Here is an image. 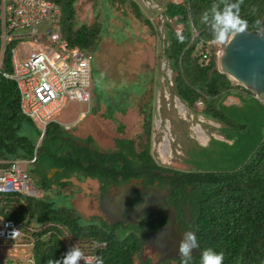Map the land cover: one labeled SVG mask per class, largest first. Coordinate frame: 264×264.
Returning <instances> with one entry per match:
<instances>
[{"label":"trees","instance_id":"1","mask_svg":"<svg viewBox=\"0 0 264 264\" xmlns=\"http://www.w3.org/2000/svg\"><path fill=\"white\" fill-rule=\"evenodd\" d=\"M46 1L60 7L58 26L61 38L68 42L69 47L93 56L102 30L98 24L78 25L76 4L79 0ZM108 2L111 5L119 3L120 6L129 3L136 15L141 16L133 0ZM1 4L2 0L0 7ZM235 4L239 6L240 17L248 22L246 31L257 32L264 17V0H183L181 3L168 2L164 6L163 15L169 21L175 19L177 25L181 26L180 31H176L171 24L165 25L163 56L175 73L174 92L189 109H195L200 101L203 108L199 114L223 125L221 133L225 141L213 139L205 147L189 149L186 160L189 169L177 171L162 168L154 161L150 154L151 112L145 114L143 136L146 142L139 151L132 140L126 139H117V149L111 154H101L75 145L65 148L62 138L66 134L55 122L46 126L40 145L36 148L42 132L33 120L22 114L15 82L2 75L12 73L11 51L17 46L15 41L5 47L0 73V163L29 160L36 149L37 160L29 167L28 174L37 189L47 192L52 190L53 184L68 189V179L71 177L102 180L109 172L122 171L128 178L137 168L143 167L144 170L139 173L145 170L173 172L176 174L173 182H178V192L171 193V198L174 201L182 198L191 206L192 222L189 226L199 246V253L191 254L188 264H202L201 253L207 249L214 254L223 253V264H264V132L260 131L259 139L253 140L247 125L232 124L227 113L230 107L224 105V99L229 95L239 96L243 99L242 103L253 104L263 116L264 105L249 91L219 72L215 50L210 49L207 65L200 61L201 52L207 47L205 43L213 40L215 11H223L226 6ZM257 21L260 23L257 24ZM145 23L152 28L150 21L145 19ZM1 48L0 39V55ZM211 84L214 85V94L210 90ZM234 90L242 95H236ZM89 92L93 93L96 111L104 100L99 88L95 92L89 89ZM115 100L105 101V117L108 119H114L116 112L125 111L126 100L121 106L116 105ZM119 130H122L121 126ZM129 168H133L132 171ZM53 169L56 175L49 179L47 175ZM62 179L67 181L61 182ZM189 188L191 192L185 193ZM2 201L6 200L3 198L0 203ZM176 203L180 213L181 206ZM0 214L15 221L29 216L38 225L53 223L64 227L77 239L93 238L105 243V248L98 252L96 264L100 259L103 264H137L140 243L145 235L166 224L165 215H150L135 228L134 233L120 237L109 227L84 224L74 209L58 207L46 193L43 197L28 198L22 215L9 214L3 208H0ZM32 253L34 264H47L50 259L62 262L68 254L54 236L38 238ZM175 264H181V259Z\"/></svg>","mask_w":264,"mask_h":264},{"label":"rangeland","instance_id":"2","mask_svg":"<svg viewBox=\"0 0 264 264\" xmlns=\"http://www.w3.org/2000/svg\"><path fill=\"white\" fill-rule=\"evenodd\" d=\"M133 1L141 12L139 17L129 3L120 6L119 3L111 5L108 0H79L76 4L78 25L98 24L102 30L90 63V91L95 92L99 88L104 101L93 112L96 106L93 93L90 92L92 98L88 105L68 103L61 110L62 113L54 117V121L58 125H76L69 130L73 135L81 139L92 136L101 149H111L115 138L121 137L132 140L139 151L146 142L143 136L145 114L151 112V156L160 166L186 171L189 166L184 160L188 158L189 149L196 143L207 145L204 141L208 137L218 138L217 129L220 124L199 114L203 105L196 104L195 109H189L178 100L174 92L175 73L170 70L163 56L166 23L171 24L176 31L181 29L175 19L169 21L163 15L164 6L168 2L181 3L183 0ZM145 19L150 21L152 28L145 23ZM39 37L41 40L45 39L42 35ZM16 49L20 50L21 46L17 45ZM19 56L26 58L22 52ZM122 94L124 98L121 97ZM112 98H116V105L120 106L126 100V112H117L114 119H107L104 116L107 112L105 101ZM81 112H85V115L78 119ZM227 113L232 124L247 125L251 131V139L258 140L260 131L264 132V116L253 104L242 103L239 107H230ZM33 122L38 129L43 128L38 121ZM75 183L68 189H91L86 187L88 182H83L85 184L80 187ZM44 194L40 191L37 197H43ZM46 194L51 198L52 193ZM64 194L65 197L53 198L55 204L62 205L63 202L64 206L73 207L68 202L73 198L70 195L74 193ZM90 195L76 193L72 200L84 219L91 213H98L96 201L95 209H88ZM60 231L67 233L66 228H60ZM11 245L12 242L9 241L0 242V264H29L26 261L29 252L14 249ZM136 262L140 264L138 259Z\"/></svg>","mask_w":264,"mask_h":264},{"label":"built area","instance_id":"3","mask_svg":"<svg viewBox=\"0 0 264 264\" xmlns=\"http://www.w3.org/2000/svg\"><path fill=\"white\" fill-rule=\"evenodd\" d=\"M60 15V7L46 0H2L0 7V73L5 47L15 41L25 49L22 53L24 56L26 53V58L19 56L20 50L12 49V73L2 75L15 82L22 114L43 126L38 142L42 139L46 126L54 122V117L68 103L88 105L91 101L90 63L93 57L69 47L68 42L61 38L58 26ZM44 27L46 28L42 30ZM39 35L45 39L41 40ZM212 41L206 42L207 47L201 52L202 64L209 63L210 49L216 53L226 45H214ZM200 44L203 45L202 42ZM197 104L202 105L200 101ZM84 115L85 112H81L79 119ZM37 146L38 143L36 148ZM36 160L35 149L29 160L0 163V201L4 197L14 198V201L6 203L7 213L18 215L27 204L26 198L37 197V190L26 169ZM60 228L62 227L53 223L34 225L29 224L27 219L15 221L0 215V242H12L14 249L30 248L31 255L27 261L34 264L32 250L37 239L41 236H54L68 253L74 246L79 247L85 258H96L91 264L97 263L98 252L103 249L104 243L77 239L68 233H62ZM14 229L19 230V234L13 239L11 233ZM77 264H86V261L82 258Z\"/></svg>","mask_w":264,"mask_h":264},{"label":"flooded vegetation","instance_id":"4","mask_svg":"<svg viewBox=\"0 0 264 264\" xmlns=\"http://www.w3.org/2000/svg\"><path fill=\"white\" fill-rule=\"evenodd\" d=\"M66 136L62 138V143L65 148H72L75 145L77 148H88L89 145L101 149L97 146L95 139L92 136H88L86 139H81L73 135L70 131L65 132ZM117 139H126V138H115L113 141V147L111 149L104 150L107 153H114V150L117 149L116 140ZM130 140V139H126ZM77 141L83 142L86 144V147L80 146ZM89 141V143H87ZM97 146V147H96ZM60 147V146H59ZM167 169H172L170 167H164ZM132 171L133 168H129ZM144 167L142 169L137 168L132 174L126 178L123 175L122 171L109 172L106 177L102 180L98 179H89L79 180L77 177H71L68 179L69 188H72L73 183L76 182L78 187L87 183V188L91 189H65L60 187V184H53L51 191H43L42 189H37L38 192L42 193H52V199L59 196L65 197L64 193H74L71 194L68 202L69 207L74 209L80 216L83 223L88 225H97L98 227L110 228L114 231L116 235L122 237L130 233L135 232V228L139 227L141 222H143L150 215L163 214L166 216V224L169 218V209L174 210L175 221L173 227L170 229V232L167 233L165 242H155V244H148L147 237L156 233L160 228L159 227L155 232L146 234L144 240L140 243V252L138 255V260L140 264H169L176 263L181 259L179 254V245L182 241L185 240V233L188 231L193 232L190 229L191 219V206L188 202L183 201L180 198L178 201H174L171 198V193H177V183L173 182V179L176 177V174L173 172L162 171V170H145L143 173ZM178 171V170H177ZM131 173V172H130ZM151 174L153 176H151ZM56 175V171L51 170L48 174V178L52 179V176ZM179 176V175H178ZM67 181L62 179L61 182ZM85 182V183H83ZM191 188L187 189L185 193H190ZM76 193H90L88 201V209L92 211L94 208V201L97 204L98 213H91L87 218L84 219V216L74 207L72 200L76 196ZM146 202L149 209L146 214L143 211H139L138 208L141 203ZM176 202L180 204L181 211L178 212ZM56 203V202H55ZM62 205H57L58 207H68ZM64 227H62L63 229ZM70 234L69 231H67ZM194 233V232H193ZM71 235V234H70ZM122 235V236H121ZM137 235L140 236L139 232ZM195 235V233H194ZM87 239V238H85ZM93 240V238H89ZM105 248V243L104 247ZM191 254H193L191 252Z\"/></svg>","mask_w":264,"mask_h":264},{"label":"water","instance_id":"5","mask_svg":"<svg viewBox=\"0 0 264 264\" xmlns=\"http://www.w3.org/2000/svg\"><path fill=\"white\" fill-rule=\"evenodd\" d=\"M260 29H264V17ZM215 54L218 60L219 72L236 85L249 91L255 99L264 105V36L258 35L257 32L245 31L237 34L234 39L229 37V42L226 43L223 50ZM210 90L214 94L213 84L210 85ZM77 143L82 147H86L83 142L77 141ZM88 148L101 154L107 153L91 145ZM138 210L146 214L150 209L147 203L144 202L140 204ZM174 221V210L170 208L166 226L148 236L147 243L165 242L166 235L173 227ZM191 252L193 254L199 253L197 248H193Z\"/></svg>","mask_w":264,"mask_h":264},{"label":"clouds","instance_id":"6","mask_svg":"<svg viewBox=\"0 0 264 264\" xmlns=\"http://www.w3.org/2000/svg\"><path fill=\"white\" fill-rule=\"evenodd\" d=\"M238 8V4H235L226 6L223 11H215L212 41L214 45L226 44L229 42V37L234 39L237 34L247 30L248 22L240 17ZM233 9H236V11H233ZM256 23L259 24L260 22L257 21ZM257 33L260 36H264V29H258ZM18 234L19 230L14 229L11 237L14 239ZM198 247L196 236L193 232H186L185 240L179 245L181 264H188V260L191 258V250ZM82 258L85 259L86 264H91V261L96 259L95 257L85 258L80 248L74 246L71 252L64 256L62 262L50 259L47 264H77ZM201 261L202 264H223V253L214 254L211 249L204 250L201 253ZM98 264H103V260L100 259Z\"/></svg>","mask_w":264,"mask_h":264},{"label":"crops","instance_id":"7","mask_svg":"<svg viewBox=\"0 0 264 264\" xmlns=\"http://www.w3.org/2000/svg\"><path fill=\"white\" fill-rule=\"evenodd\" d=\"M20 51L22 52H24L25 51V49L21 46V49H20ZM25 56H26V53H25ZM89 89H90V87H89ZM234 93L237 95V94H240V92L239 91H237V90H234ZM121 94V93H120ZM240 95H242V94H240ZM121 97H123L124 98V95H121ZM178 98V97H177ZM179 100V99H178ZM242 100L243 99H240L239 98V96L238 97H236V96H233V95H229V96H227V97H225V99H224V105H226V106H228V107H239L241 104H242ZM180 101V100H179ZM228 101V103H225V102H227ZM181 102V101H180ZM106 104V103H105ZM184 104V103H183ZM186 106V105H185ZM93 112H95V111H93ZM126 111H124L123 113H125ZM60 113H62L61 111H60ZM60 113H58V115L60 114ZM117 113V112H116ZM120 113V112H119ZM58 115H56V116H58ZM105 116V115H104ZM203 117V116H202ZM106 118V117H105ZM205 118V117H204ZM79 119V118H78ZM108 119V118H107ZM207 119V118H206ZM210 120V119H209ZM80 121V120H79ZM211 121H213V120H211ZM55 123H56V121H54ZM215 122V121H214ZM216 123H218V122H216ZM218 124H220V123H218ZM60 126V129L65 133V132H69V130L70 129H72V127L73 126H76V125H74V124H62V125H59ZM223 128V125L222 124H220V126H218V129H217V131H218V135H219V137L217 138V137H215V136H211V137H208L207 138V140H205L204 142L205 143H207V145H209V143L214 139V140H218V141H225V139H224V137L222 136V133H221V129ZM143 132H144V122H143ZM150 138H151V136H150ZM39 140V139H38ZM41 141V140H40ZM40 141L39 142H37L38 143V146L40 145ZM207 141V142H206ZM37 145V144H36ZM207 145H205V146H207ZM37 146V147H38ZM198 147V146H201L200 144H197L196 143V145H194L193 147H191V148H194V147ZM205 146H201V147H205ZM190 148V149H191ZM100 150H102V149H100ZM189 152V151H188ZM188 152H187V155H188ZM37 153V152H36ZM188 157V156H187ZM153 158V157H152ZM188 159V158H187ZM187 159H185L184 160V162H185V164H186V160ZM34 164V163H33ZM33 164H30V165H28L27 167H26V169H27V172H28V169H29V167L30 166H32ZM32 179V178H31ZM33 181V180H32ZM34 183V182H33ZM35 185V184H34ZM36 187V186H35ZM37 198H39V197H37ZM27 199L28 198H26V202H27ZM4 200H6V201H2L1 203H0V208H3L5 211H6V207H7V205L8 204H6V203H10V201H14V198H10V197H4ZM4 204H6V205H4ZM24 208L25 207H23V209L21 210V212L18 214V215H22V212H23V210H24ZM9 209L11 210L12 209V207H9ZM1 215V214H0ZM13 215V214H12ZM1 216H3V215H1ZM5 217V216H4ZM23 220L24 219H27V222L29 223V224H34V225H38L37 223H36V221H35V219H31L29 216H24L23 218H22ZM21 219V220H22ZM20 221V220H19ZM22 250H26L27 252H29V255H28V258H26V261L29 259V257H30V255H31V249L30 248H26V249H22ZM22 253H25V251H22ZM34 257V256H33ZM27 263H28V261H27Z\"/></svg>","mask_w":264,"mask_h":264},{"label":"bare ground","instance_id":"8","mask_svg":"<svg viewBox=\"0 0 264 264\" xmlns=\"http://www.w3.org/2000/svg\"><path fill=\"white\" fill-rule=\"evenodd\" d=\"M201 135V134H200ZM165 154V153H164ZM167 154V153H166ZM168 155H166V157H167Z\"/></svg>","mask_w":264,"mask_h":264}]
</instances>
